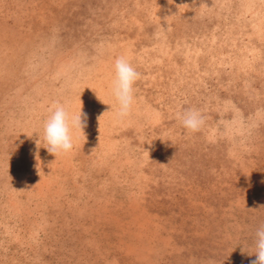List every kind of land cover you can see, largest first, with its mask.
Returning a JSON list of instances; mask_svg holds the SVG:
<instances>
[{"label":"rangeland","instance_id":"rangeland-1","mask_svg":"<svg viewBox=\"0 0 264 264\" xmlns=\"http://www.w3.org/2000/svg\"><path fill=\"white\" fill-rule=\"evenodd\" d=\"M56 103L87 114L57 159ZM262 181L264 0H0V264H250Z\"/></svg>","mask_w":264,"mask_h":264},{"label":"clouds","instance_id":"clouds-1","mask_svg":"<svg viewBox=\"0 0 264 264\" xmlns=\"http://www.w3.org/2000/svg\"><path fill=\"white\" fill-rule=\"evenodd\" d=\"M114 72V79L111 82V94L117 104L116 118L123 120L129 117L132 112L136 100L135 84L141 78V73L136 70L131 61L124 55L115 59ZM49 112L50 114L43 124V147L57 159L59 155L69 153L74 149L76 134L82 133L85 135L84 129L87 127V114L82 109L71 113L60 103L54 104ZM101 117L98 118L99 121ZM177 119L186 130L192 133L199 132L206 123L205 115L196 108H188L182 113H178ZM40 148L39 137L36 141L35 156L37 161H39ZM255 248L256 258L251 260L250 264H264V227L259 228L255 234Z\"/></svg>","mask_w":264,"mask_h":264}]
</instances>
